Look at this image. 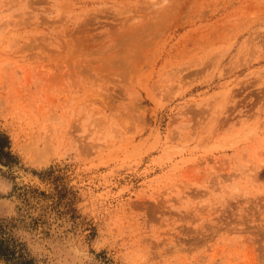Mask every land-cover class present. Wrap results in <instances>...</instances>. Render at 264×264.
Masks as SVG:
<instances>
[{
  "label": "rangeland",
  "instance_id": "374dc122",
  "mask_svg": "<svg viewBox=\"0 0 264 264\" xmlns=\"http://www.w3.org/2000/svg\"><path fill=\"white\" fill-rule=\"evenodd\" d=\"M0 131V264H264V0H0Z\"/></svg>",
  "mask_w": 264,
  "mask_h": 264
},
{
  "label": "trees",
  "instance_id": "16d2710c",
  "mask_svg": "<svg viewBox=\"0 0 264 264\" xmlns=\"http://www.w3.org/2000/svg\"><path fill=\"white\" fill-rule=\"evenodd\" d=\"M10 144L11 142L9 137L0 131V161H3L4 158H8V159L13 158L11 152L9 151ZM0 250H1V245H0ZM0 256H4L1 251H0Z\"/></svg>",
  "mask_w": 264,
  "mask_h": 264
}]
</instances>
